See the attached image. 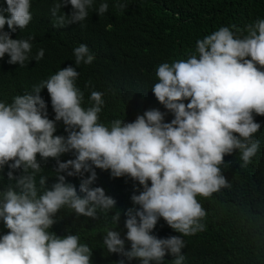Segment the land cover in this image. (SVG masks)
<instances>
[{
	"label": "clouds",
	"instance_id": "obj_1",
	"mask_svg": "<svg viewBox=\"0 0 264 264\" xmlns=\"http://www.w3.org/2000/svg\"><path fill=\"white\" fill-rule=\"evenodd\" d=\"M5 3L7 7L0 8V59L7 55L9 64L23 66L32 38L13 39L3 29L5 25L12 31L24 29L32 20L31 3ZM68 4L71 13L61 12ZM92 7L93 0H61L51 10L54 27L85 21ZM107 10L108 4L102 3L97 15ZM246 30L241 38L221 27L197 40L196 54L158 67V82L151 92L173 114L171 122L164 121L159 109H149L130 123L120 119L110 127L98 123L103 93L92 91L94 105L83 108V93L75 85L79 73L71 66L42 81L31 94L17 95L10 104L0 102V172L5 166L10 169L9 183L0 190V220L8 230L0 237V264H91L92 251L79 242L78 234L60 237L50 230L63 206L92 219L98 218V210L111 213L116 208V200L103 188L92 187L93 166L110 171L114 178L128 176L143 189L131 197L138 209L124 212L125 238L115 230L121 211L111 215L115 227L103 237L108 252L141 264H164L170 253L173 264H183L182 236L205 227L200 221L206 212L197 196L208 198L229 187L220 167L225 155L239 150L246 165L259 148L253 135L261 125L253 113L264 116V19L248 24ZM43 56L40 49L35 59ZM74 56L76 65L95 59L85 44L74 49ZM43 89L51 97L54 121L47 116ZM58 121L66 126L67 137L54 135ZM69 152L75 158L61 162L59 157ZM37 155L57 161L58 182L49 189L48 176H41L42 192L36 183L42 170ZM17 170L19 176L14 175ZM84 172L91 175L81 179L79 194L61 174L83 177ZM160 218L180 236L152 235ZM125 240L130 249L126 250ZM118 264H125V259Z\"/></svg>",
	"mask_w": 264,
	"mask_h": 264
},
{
	"label": "trees",
	"instance_id": "obj_2",
	"mask_svg": "<svg viewBox=\"0 0 264 264\" xmlns=\"http://www.w3.org/2000/svg\"><path fill=\"white\" fill-rule=\"evenodd\" d=\"M30 3L32 20L24 29L12 31L7 25L3 29L13 39L32 38V49L23 66L9 64L7 55L0 59V102L10 104L17 95L31 94L42 81L71 66L79 73L75 85L83 93V108L94 105L90 100L92 91L103 93L98 123L109 127L116 119L133 122L149 109H159L164 113V121L171 122L173 114L151 92L158 82V67L196 54L197 40L221 27H228L235 36L242 38L247 35L248 24L264 19V0H93L85 21L54 27L55 17L51 10L61 0H30ZM102 3L108 4V10L98 16L97 10ZM6 7L5 0H0V8ZM71 11L70 4L61 9L65 14ZM4 15L7 17V13ZM80 44L87 45L95 54L91 64L76 65L74 49ZM40 49L44 50V56L37 61L35 57ZM40 95L47 106L48 118L54 121L55 112L47 89ZM253 116L261 125L253 135L259 141V148L246 165L240 159L239 150L225 155L220 167L229 187L208 198L197 196L206 212L200 221L205 227L194 235L182 236L185 243L183 264H264V116L255 113ZM65 127L62 121L56 122L54 135L67 137ZM74 158V152L59 157L61 162ZM37 162L42 170L36 175V183L42 192L41 176H48L46 186L49 189L58 182L54 177L57 161L53 158L43 160L37 155ZM92 170L96 172L92 187L103 188L106 195L116 200V208L111 213L98 210V218L92 219L77 216L74 210L63 206L54 217L56 223L50 231L60 237L78 234L79 242L92 251L91 264H118L121 259H125V264H141L139 260L128 261L109 253L103 245V237L106 230L115 227L111 215L120 210L115 230L125 238L124 212L133 207L138 209L131 197L139 194L142 186L128 176L114 178L110 171L94 166ZM9 171L5 166L0 172V190L9 183ZM20 174V170L14 172L16 176ZM61 174L65 175L67 183L76 186L79 194L81 179L88 178L91 172H84L83 177ZM7 232L0 220V237ZM151 234L158 238L180 236L163 218L158 220ZM125 248L130 249L127 240ZM174 260L173 255L166 254L164 264H173Z\"/></svg>",
	"mask_w": 264,
	"mask_h": 264
}]
</instances>
